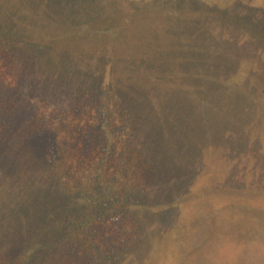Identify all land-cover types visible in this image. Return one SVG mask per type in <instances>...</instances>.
<instances>
[{
    "label": "trees",
    "instance_id": "16d2710c",
    "mask_svg": "<svg viewBox=\"0 0 264 264\" xmlns=\"http://www.w3.org/2000/svg\"><path fill=\"white\" fill-rule=\"evenodd\" d=\"M28 1L0 0V264H187L192 254L198 264H218L213 253L226 227L220 204L209 203L220 186L207 169L190 176L169 152L176 123H149L160 107L124 89L136 84L131 75L146 46L140 37L118 44L134 20L98 11L83 37L74 25L40 17ZM146 18L195 24L188 13ZM215 22L204 21L190 46L205 48L204 30L219 35L220 25L228 37L208 49L227 47L226 54L222 62L199 58L194 69L211 62L223 70L208 75L226 88L229 107L237 100V128L228 135H253L264 124L262 60L244 30L237 27L240 36L230 22ZM231 46L240 47L238 56ZM63 56L93 58L99 69L75 75L58 62Z\"/></svg>",
    "mask_w": 264,
    "mask_h": 264
},
{
    "label": "rangeland",
    "instance_id": "374dc122",
    "mask_svg": "<svg viewBox=\"0 0 264 264\" xmlns=\"http://www.w3.org/2000/svg\"><path fill=\"white\" fill-rule=\"evenodd\" d=\"M25 6H32L40 17L53 16L64 24L74 25L75 29L84 30L83 37L90 34L88 22L98 15V11L111 10L117 13V17L128 18L129 15L134 20L132 27L122 30L123 36L118 44H137L140 40L135 39L140 37L146 46L139 51L140 70L131 75L136 84L124 86V89L139 95L138 102L161 108L155 115L146 116L149 123L153 119L156 122L157 118L176 123V130L168 135L169 152L181 156L183 167H190V176L192 172H205L207 169L213 175L210 182L220 186L213 190L216 197L209 203L212 207L220 204V210L215 214L225 221L226 227L219 236L220 249L213 253L219 259L218 264H264V195L261 194L264 192V124H260L259 132L253 131V135H234L235 130L233 135H228L231 126L237 128V100H233L229 107L226 88L218 79H211L208 75L223 70L212 67L211 62L202 66L200 71L194 69L199 58H217L222 62L227 47L215 53L208 47L217 49L218 42L223 43V38L227 39L228 30L220 25L216 26L219 35L204 30L205 48L198 50L195 45L190 46V39L200 33L204 21L212 23L219 19L226 24L230 22L238 34L241 30H236L237 27L252 37L250 42L254 55L262 60L259 68L264 70V0H29ZM161 10L167 17L176 12L191 14L195 28H189L190 20L183 25L184 21L176 24L169 19L157 18L149 22L150 18H146L148 12ZM116 22L120 23L118 18ZM109 30L106 28L104 31L110 35ZM106 32L105 36L108 35ZM238 34L229 36L237 40L241 36ZM168 42L171 47L164 49L162 43ZM230 49L234 55H239V46H231ZM92 60L77 61L63 56L58 62L75 75H85L99 69ZM105 72L110 73V70L105 69ZM202 74L207 77H201ZM107 77L112 78V75ZM228 108L229 115L226 113ZM168 109L173 112H167ZM228 118L233 120L232 125ZM182 170L185 169L177 171ZM191 211L188 203L185 213L190 216ZM195 258L196 255L192 254V260L187 264H198L199 259Z\"/></svg>",
    "mask_w": 264,
    "mask_h": 264
}]
</instances>
